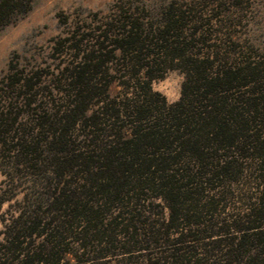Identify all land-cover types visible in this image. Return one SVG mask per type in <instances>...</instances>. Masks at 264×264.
I'll list each match as a JSON object with an SVG mask.
<instances>
[{
	"label": "trees",
	"instance_id": "obj_1",
	"mask_svg": "<svg viewBox=\"0 0 264 264\" xmlns=\"http://www.w3.org/2000/svg\"><path fill=\"white\" fill-rule=\"evenodd\" d=\"M32 1L0 0V28ZM239 4L116 0L8 69L0 264H264V45Z\"/></svg>",
	"mask_w": 264,
	"mask_h": 264
},
{
	"label": "rangeland",
	"instance_id": "obj_2",
	"mask_svg": "<svg viewBox=\"0 0 264 264\" xmlns=\"http://www.w3.org/2000/svg\"><path fill=\"white\" fill-rule=\"evenodd\" d=\"M116 0H33L29 11L16 17L11 23L0 28V80L10 67L31 68L47 65L50 58V40L62 34L68 26L75 25L80 19H88L93 12H107ZM136 2L160 3L163 0H134ZM194 1V0H191ZM212 0H195L199 8L205 7ZM223 8H234V2L240 3L242 11L236 26L239 36L257 45H264V0H221ZM212 8L216 1L211 2ZM244 8V9H242ZM239 9V8H238ZM68 24H64V18ZM183 73L170 70L161 79L153 82L155 90L163 93L168 101L180 97ZM3 176L0 173V180ZM22 194L18 195L20 199ZM9 203L0 208L6 211ZM2 224L0 222V228Z\"/></svg>",
	"mask_w": 264,
	"mask_h": 264
}]
</instances>
